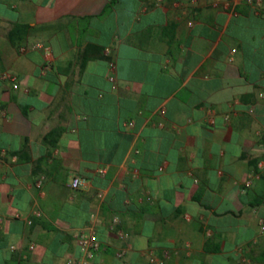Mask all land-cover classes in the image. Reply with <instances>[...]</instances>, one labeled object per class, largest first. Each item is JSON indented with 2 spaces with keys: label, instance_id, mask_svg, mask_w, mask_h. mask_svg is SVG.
<instances>
[{
  "label": "crops",
  "instance_id": "0c3cea01",
  "mask_svg": "<svg viewBox=\"0 0 264 264\" xmlns=\"http://www.w3.org/2000/svg\"><path fill=\"white\" fill-rule=\"evenodd\" d=\"M257 1L0 0V264H264Z\"/></svg>",
  "mask_w": 264,
  "mask_h": 264
},
{
  "label": "built area",
  "instance_id": "2783aa9c",
  "mask_svg": "<svg viewBox=\"0 0 264 264\" xmlns=\"http://www.w3.org/2000/svg\"><path fill=\"white\" fill-rule=\"evenodd\" d=\"M257 0H249L250 3H259L260 1ZM109 49H107V52L109 53ZM109 68L111 70V73L109 75V80L112 82L113 88L117 87V76H116V61L114 59H111L109 61ZM0 78H10L12 80H16V76L10 74L9 72H5L0 75ZM104 172V170H101ZM43 184V177L38 181L37 185L38 187H41ZM87 184V180L81 176H75L73 177L71 181V188L73 189H80L84 188ZM252 184V180H248L245 183V187H250ZM37 215H41V213L38 211L36 213ZM114 221L117 223L119 222V219L116 217ZM31 223V221H29ZM79 249L81 252V255L78 258L75 257H69L65 264H99L95 261L96 255L101 250V241L98 238L97 231L94 226L91 228H88V230L81 232L77 236ZM33 248V246H32ZM11 249H15V246H12ZM125 251H121L119 253L120 256H123ZM170 256V251L166 250L163 256H157L153 253H150V262L151 264H167V258Z\"/></svg>",
  "mask_w": 264,
  "mask_h": 264
},
{
  "label": "trees",
  "instance_id": "16d2710c",
  "mask_svg": "<svg viewBox=\"0 0 264 264\" xmlns=\"http://www.w3.org/2000/svg\"><path fill=\"white\" fill-rule=\"evenodd\" d=\"M30 29V26L27 24H21V25H17L15 26V28L10 32V38L13 39L14 36L19 32V30H22L24 32H28V30Z\"/></svg>",
  "mask_w": 264,
  "mask_h": 264
}]
</instances>
